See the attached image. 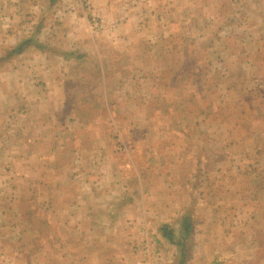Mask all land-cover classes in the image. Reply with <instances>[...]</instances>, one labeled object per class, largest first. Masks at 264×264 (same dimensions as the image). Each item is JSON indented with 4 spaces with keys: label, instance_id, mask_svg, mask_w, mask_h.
<instances>
[{
    "label": "crops",
    "instance_id": "0c3cea01",
    "mask_svg": "<svg viewBox=\"0 0 264 264\" xmlns=\"http://www.w3.org/2000/svg\"><path fill=\"white\" fill-rule=\"evenodd\" d=\"M15 1L18 12L22 0ZM44 1L46 8L41 1L29 10L39 16L33 44L0 64V264H264V167L247 174L246 182L252 181L247 186L246 182L239 184L227 178L224 202H217L215 184H187L191 175L213 173L207 162L201 163L208 158L201 157V152L208 151L205 147L211 140L190 135L205 121L193 114L190 126L179 118L182 130L154 143L155 161L162 159L160 167L153 165L157 168L155 178L146 171L147 165L142 172L137 164L141 156H136L131 140L135 142L141 136L129 139L126 160L130 167L122 168L115 162L119 154L110 149L109 136L102 132L90 136L87 132L99 123L104 111H116L105 93V67L93 65L97 70L93 74L84 53L77 54L74 48L59 51L51 46V39L41 37L46 36V29L50 33L59 27L58 20L42 26L41 15H69L75 26L81 25L76 18L85 15V0ZM239 1L243 6L237 9L229 0L88 3L99 18V29L116 33L115 37L112 34L113 44L123 45L126 52L141 41L149 48H160V54L155 56L157 72L143 73L141 79L149 83L152 97L167 87L179 91L182 67L189 66L185 61L198 60L188 56L190 47H201L210 65L244 63L259 69L264 77V0ZM234 13L243 16L242 24L240 21L234 26ZM82 27L73 26L76 33L66 38L77 49L89 44L82 33L86 28ZM96 48L99 50L97 45ZM190 68L187 80L198 77V71ZM209 74L208 69L201 76ZM90 79H96L98 84L91 86L89 93L99 113L87 119L80 109H69V103L74 87L82 90ZM115 90L121 93L120 88ZM81 95L82 91L78 96ZM81 99L85 104L89 101ZM151 101L152 98L144 100L140 109L147 110ZM110 119V127L119 134L118 124ZM185 128H193L190 136ZM254 138L225 137L221 153L231 158L251 154L264 159V139ZM258 143L261 146L254 149ZM106 180L111 183L106 185ZM122 184L127 187L125 194ZM204 189L210 193L201 192ZM186 191L191 196L198 193L197 202H191ZM184 207L195 211L202 207L204 215L195 218L194 210L191 213ZM186 218L191 228L184 236L182 224ZM163 225L171 231V240L160 231ZM142 227L153 241L147 257L140 254Z\"/></svg>",
    "mask_w": 264,
    "mask_h": 264
},
{
    "label": "rangeland",
    "instance_id": "374dc122",
    "mask_svg": "<svg viewBox=\"0 0 264 264\" xmlns=\"http://www.w3.org/2000/svg\"><path fill=\"white\" fill-rule=\"evenodd\" d=\"M41 1H43V3H40ZM229 1L234 9L243 6V2L240 5L239 0ZM37 3L42 4L45 8L48 6L44 0H22L19 2L21 10L16 12L14 8L16 4L15 0H0V58L3 56L5 49L14 46L17 41L32 37V35H37L35 24H38L37 21L39 16L29 13L31 7L33 5L35 6ZM64 5L63 2V6ZM126 5L128 4L126 3ZM82 6L84 8L83 13L86 16L82 15L76 18L80 19L82 23L78 26H75V23L73 24L70 21L71 17H69V15L67 17L62 14L55 17L52 14L41 15L40 17L43 18L41 21L43 23L41 24L42 26L44 23L48 25L54 23L56 20L59 22V27H57L56 30L47 33L48 31L46 29V36L42 35L41 37H48L51 39V46L57 48L59 51L62 49L69 51L74 48V52L77 54L84 53L87 58L86 61L90 63V68L88 67V70L93 74L97 72V70L93 69V65L99 68L100 64H102L105 67L103 72L104 78H107L105 93L109 95L110 102L113 108H116V111L111 113L104 111L103 113L105 115L100 118L99 123H94L88 128L87 132L90 136H94L101 132L104 133V136H109L111 140V143H109L110 149L117 152L120 156L115 158V162L121 163L122 168L127 170L130 167V163H127L128 160H126V151L129 149L126 145L130 144L129 139H131L133 135L141 136L140 139L135 140V142L131 140L133 148H135V150L137 149L138 152L136 156L138 158L141 156L137 164L142 167V172L144 171L145 165H147L146 171L155 178L154 172H156L157 168H154L153 165L160 167L162 159L155 161V152L153 151L155 148L153 147L154 143L156 141L161 142V138L165 135H175V132L182 130L183 123L179 118L185 119L186 124L190 126L193 121V116H190L196 114L206 122H202L199 127L194 129V133L190 135L209 138L211 140V143L205 147L208 151L204 152L203 150L201 152V157L206 155L208 158L207 160L204 159L201 163L207 162V167L213 173L208 175L194 174V176L191 175V177L189 175L190 179L186 175L187 177H185L191 181H187V184L200 183L206 185V187L215 184L217 189V202H224L225 193L228 189L226 185V181H228L227 178H231L234 182H238L239 184L245 183L247 174L264 167V159L259 158L260 155L252 157V155L249 154V156L246 157L231 158L221 153L223 152L224 146L223 138L228 136H232L233 138H252L255 136V141L264 139V77H261L262 73L259 69L244 63L238 65L219 62L210 65L205 55L206 52L200 51L201 47L197 49L189 45V50H191L189 53H191V55L188 56H196L193 58L195 61L198 60L197 62H193L192 60H187L188 62L185 61V64L189 66L188 68L187 65H183L182 67L184 72L181 73V79L177 82L179 91L167 87L160 89L158 92L156 91L151 97L149 94V83H145V81L141 79L143 73L149 71L157 72L159 64L155 61V56L160 54V48L154 46L149 48L145 41H141L134 50L126 52V47H122L123 45L113 44V36L115 37L116 35V33H113L114 31L105 33L102 29H99L101 23L99 22V18L93 14V9L91 8V4L88 3V0H85ZM220 6L223 8L224 3ZM236 14L237 13H234L231 17L234 26L240 21V24H242L243 19V16L240 18L237 17ZM94 24H97V26ZM73 26L74 28L83 26V30L86 28L82 33L86 36L84 39L85 42L89 43L88 45L85 44L87 47L81 46L77 49L73 45H69L68 42L70 41H66V38H72L71 34L76 33L75 30H72ZM234 30L238 31L236 27H234ZM73 31L74 33H72ZM223 31L227 32L225 28ZM91 35L93 39L90 40ZM99 36H105V39L100 40L98 39L100 38ZM108 37L111 39L107 41L106 39H108ZM241 38L242 35L240 36V39ZM213 40L218 42L219 38H214ZM65 43L67 44L65 45ZM96 45L99 50H97ZM191 46H193V44ZM146 52H149L147 56H145ZM98 54L100 57H98ZM145 58H147V60L140 61ZM190 67L198 71V77L187 80V74L191 71ZM208 69L210 72L208 75L209 77L201 76L203 71H208ZM231 76H233L232 81H230ZM86 82L87 81L84 83L86 84ZM91 86L98 87L96 79L88 80V85L84 86L82 90H80V88H75V86L72 100L69 103V106H71L69 109H74L76 111L80 109L81 113L84 114L87 119L99 113L89 93ZM230 86L232 87L231 90ZM116 88H120V94L116 93ZM227 89L228 91L225 92ZM80 91L83 92V95L78 96ZM101 91H103L102 86ZM132 91L133 93H131ZM81 97L86 101L89 100L88 103H83ZM151 98L152 104L148 106V109H140L142 104H144V100H151ZM134 103H136V107L133 108L132 106H134ZM189 108L192 109V111L188 110ZM197 109L202 112L198 114ZM110 118L118 124L120 128L119 134L116 133V131H118L117 129L112 130L110 127ZM185 129L187 135L190 136V129L193 128ZM136 132H140V134ZM76 135H79V133L77 132ZM119 136H122L124 141H122L123 139L118 141ZM215 140H222V142H217L215 144ZM260 146L261 144L258 143L254 149ZM106 155H108L107 152ZM142 156L144 158H142ZM229 170H233V172L229 173ZM248 177L253 178L252 175ZM248 181L246 182V186L248 183H252V181ZM109 182L110 181L106 180V185H108ZM157 185L160 187V184ZM151 187H154V185L152 184ZM124 188L122 194L128 192L127 187L124 186ZM152 191L154 193L156 190ZM201 192H204V194L207 192L206 194H209L210 190L204 189ZM186 194L190 195L189 200L191 202H197L196 198L198 193L192 194L191 196L189 191H186ZM124 199L126 201L128 197ZM214 201L215 200H213V202ZM186 209L187 211L190 210L191 213L192 210H194L195 218L196 216L204 215L202 207H197L196 211L195 208L192 207H184V210Z\"/></svg>",
    "mask_w": 264,
    "mask_h": 264
},
{
    "label": "trees",
    "instance_id": "16d2710c",
    "mask_svg": "<svg viewBox=\"0 0 264 264\" xmlns=\"http://www.w3.org/2000/svg\"><path fill=\"white\" fill-rule=\"evenodd\" d=\"M36 29H39V26L38 27L36 26ZM33 41L34 40L32 39V37L21 40L19 43H17L15 46L11 47L9 50H7L5 52V56L0 58V64L5 59H7L13 55H18V54L22 53L26 47L33 44ZM182 228L184 231V236H186L190 232V228H191V225H190L188 218L184 219L183 224H182ZM160 231L162 232V234L164 236L168 237V239L171 240V238H172L171 237V231L168 230L167 226L163 225L160 228ZM183 246H184V244L181 243L180 247L183 248ZM184 256H185V254L182 255L181 261L184 260Z\"/></svg>",
    "mask_w": 264,
    "mask_h": 264
},
{
    "label": "built area",
    "instance_id": "2783aa9c",
    "mask_svg": "<svg viewBox=\"0 0 264 264\" xmlns=\"http://www.w3.org/2000/svg\"><path fill=\"white\" fill-rule=\"evenodd\" d=\"M94 25L97 26V24ZM139 233L143 237L142 238L143 245L140 249V254L147 257V255L150 253V249H149L150 245L153 243L152 237L148 236L145 227L140 228ZM141 262H145V261L142 260ZM140 264H146V263H140Z\"/></svg>",
    "mask_w": 264,
    "mask_h": 264
}]
</instances>
